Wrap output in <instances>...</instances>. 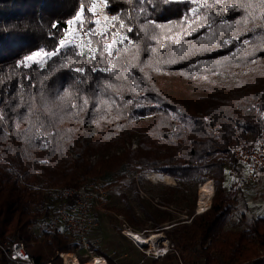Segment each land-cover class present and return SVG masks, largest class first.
<instances>
[{
  "label": "trees",
  "instance_id": "trees-1",
  "mask_svg": "<svg viewBox=\"0 0 264 264\" xmlns=\"http://www.w3.org/2000/svg\"><path fill=\"white\" fill-rule=\"evenodd\" d=\"M103 1L112 19L98 32L88 11L95 0H0V241L23 242L37 264H62L58 252L76 244L42 229L58 201L34 187H75L112 173L106 188L131 174L141 205L137 184L152 171L175 182L158 208L143 207L144 218L123 213L131 227L149 220L173 242L175 254L154 264H264L250 261L263 255V216L247 229H224L245 186L230 150L264 138V80H247L264 69V0ZM81 8L75 48L39 65L25 61L56 51ZM139 107L137 134L130 122ZM134 136L137 147L125 148ZM114 147L123 149L89 164ZM209 179L212 203L195 213L196 189ZM178 198L189 202V221L159 209ZM0 264L9 262L0 256Z\"/></svg>",
  "mask_w": 264,
  "mask_h": 264
},
{
  "label": "rangeland",
  "instance_id": "rangeland-1",
  "mask_svg": "<svg viewBox=\"0 0 264 264\" xmlns=\"http://www.w3.org/2000/svg\"><path fill=\"white\" fill-rule=\"evenodd\" d=\"M93 4L96 5L94 11H89L92 8ZM89 8L88 11L93 13L95 17V27L98 32L103 31L107 20H104V14H102L101 9L102 7H106V4L103 0H95ZM112 16V15H111ZM110 16V18H111ZM112 19V18H111ZM73 32L74 36H70L69 40L70 43L75 42L78 38V27L77 25H73ZM103 29V30H102ZM31 62V61H29ZM261 67H258L260 69ZM249 85L251 87L257 86L258 83L264 80V69L259 71L258 73H253L247 79ZM170 82H176V79H169ZM232 80L231 83L234 84ZM248 82L245 85H248ZM168 91V88H167ZM138 112L134 114L131 118V126L135 129L136 133L138 134L139 128V120L140 118H144L145 109L139 107ZM125 148L134 149L137 147V137H133L130 142H127L124 146ZM123 148H110L106 154H93L87 157L89 164L93 167L97 166L98 163L102 160H106L111 155H118L120 154ZM220 155H217L219 157ZM231 156V155H229ZM232 157V156H231ZM157 172H145L143 173V180L139 181L137 184V188L139 191L140 198L142 203H138L134 199V192L130 188V179L131 174L127 177L123 178L122 180L118 181L116 184L106 187L107 190V199L106 201L98 206V210L96 211V219L98 221V227L94 231V235L100 239V248L103 253L108 255L111 260L115 264H154L152 260L160 261L159 259H154L151 256H147L141 249L136 247L127 237L124 236L122 233L123 224L127 223L131 226V224L127 221L125 214L123 211L131 209L137 217L144 218L143 214V207L154 211L157 204L159 205V196L162 192L165 191V187L167 185H173L174 179L170 176L169 179L164 180L160 177H152L153 174ZM263 174V175H262ZM244 176V175H243ZM242 176V178H243ZM91 177H86V180L83 183L88 181H96L101 183L104 186L108 185V182L113 181L114 177L112 173H106V175L98 178L90 179ZM207 182H211L213 185V194L210 197L208 204L206 207L211 205L213 196L215 194L216 188L214 182L209 179ZM206 182V183H207ZM82 183V184H83ZM204 183V184H206ZM202 185V184H201ZM199 187L196 189V200H195V207L198 205V191ZM235 187V186H234ZM233 189H236L233 188ZM242 191L235 192L237 193V203L236 208L232 211L225 219L224 229H247L252 218H256L258 216L264 217V171L260 173L259 179L257 183L254 185L244 186L241 188ZM189 202L184 199H177V201L167 205V207L159 206V209L167 210L175 219H183L188 220L187 217V210H188ZM208 209V208H207ZM196 210V209H195ZM168 223H164L163 226L167 225ZM145 228L146 232L144 233L145 236L150 235L151 233H160L163 237H166V234L163 231H157L156 229L150 228V221L148 220L146 224H142ZM142 227V229H143ZM167 228L169 226H166ZM40 230V228H39ZM38 231V229H37ZM168 239V238H167ZM170 243L173 242L168 239ZM116 254H113V252ZM174 253V245L173 249L170 253ZM120 254V256H118ZM175 254V253H174ZM164 258V257H162ZM258 258L264 259V251L263 255L257 256L250 261L256 260ZM83 260V259H81ZM196 261L200 262V259H196ZM202 261V260H201ZM63 264V263H62ZM174 264H180V261L175 262Z\"/></svg>",
  "mask_w": 264,
  "mask_h": 264
},
{
  "label": "built area",
  "instance_id": "built-area-1",
  "mask_svg": "<svg viewBox=\"0 0 264 264\" xmlns=\"http://www.w3.org/2000/svg\"><path fill=\"white\" fill-rule=\"evenodd\" d=\"M102 14L106 24L110 27L112 18L106 7H102ZM111 16V18H110ZM230 154L244 166V176L242 182L237 185H254L259 179V175L264 170V138L260 139L251 147L234 146ZM48 194L57 200L51 217L44 223V231H58L69 237L76 244L72 252H58L63 264H70L72 258L80 264H84L90 259L99 257L110 264L106 255L100 253V239L94 235L98 227L96 211L98 206L107 199V190L104 185L96 181H88L75 187L45 188L34 187ZM210 199V198H209ZM209 205L200 209L197 205L195 213L205 211ZM146 230L140 227H131L127 223L123 224L122 233L136 247L141 249L147 256L154 259L164 257L173 249V244L166 238L165 242L159 243L158 250H150L146 246L139 245L131 235L137 233L144 235ZM167 245L164 250V245ZM113 254H116L114 251ZM0 256L7 259L9 264H37L33 256L27 251L25 244L21 241H0ZM83 259V260H81ZM47 264H52L48 262Z\"/></svg>",
  "mask_w": 264,
  "mask_h": 264
},
{
  "label": "bare ground",
  "instance_id": "bare-ground-1",
  "mask_svg": "<svg viewBox=\"0 0 264 264\" xmlns=\"http://www.w3.org/2000/svg\"><path fill=\"white\" fill-rule=\"evenodd\" d=\"M152 177H160L162 180H164V176L162 174H153ZM213 194V185L211 182H207L206 184H202L199 187L198 191V207L200 209L205 208L206 205L208 204L209 198ZM134 238L135 241L139 243L141 246H146L150 250H158L159 243L160 242H165L166 237H163L162 234L160 233H151L148 236H143L137 233H132L131 234ZM167 245H164V250H166ZM73 261H71L70 264H80L76 261V259L72 258ZM84 264H106L105 261L99 257H96L95 259H90Z\"/></svg>",
  "mask_w": 264,
  "mask_h": 264
},
{
  "label": "snow or ice",
  "instance_id": "snow-or-ice-1",
  "mask_svg": "<svg viewBox=\"0 0 264 264\" xmlns=\"http://www.w3.org/2000/svg\"><path fill=\"white\" fill-rule=\"evenodd\" d=\"M95 7H96V5L93 4L92 8L89 9V11H94ZM83 11H84L83 8H81L80 12L76 14L74 19H69L67 21L68 27L65 29V38L59 40V47L57 48L56 51H52V52H43L42 50L36 51L33 54L25 57V61H31V62H33V64L39 65L44 58H50L52 56H55L57 54V52L62 48H66V47L75 48V45L70 43L69 37L74 36L72 26L74 24L75 25L82 24V22H83V20H82ZM113 19H115V17H113ZM53 27H56V25H53ZM116 43H117V41L115 39H113L112 45H114ZM225 43H228V42L226 41ZM112 45H106L105 47L110 50ZM96 70L97 69H93V71H96ZM74 71L83 72V69L76 68V69H74Z\"/></svg>",
  "mask_w": 264,
  "mask_h": 264
},
{
  "label": "water",
  "instance_id": "water-1",
  "mask_svg": "<svg viewBox=\"0 0 264 264\" xmlns=\"http://www.w3.org/2000/svg\"><path fill=\"white\" fill-rule=\"evenodd\" d=\"M165 228H167V227H165Z\"/></svg>",
  "mask_w": 264,
  "mask_h": 264
},
{
  "label": "crops",
  "instance_id": "crops-1",
  "mask_svg": "<svg viewBox=\"0 0 264 264\" xmlns=\"http://www.w3.org/2000/svg\"><path fill=\"white\" fill-rule=\"evenodd\" d=\"M263 175V174H262Z\"/></svg>",
  "mask_w": 264,
  "mask_h": 264
}]
</instances>
